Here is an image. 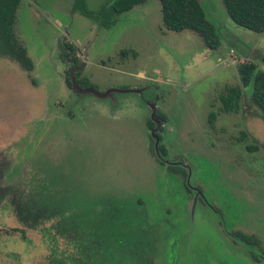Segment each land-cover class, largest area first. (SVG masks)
<instances>
[{
	"label": "rangeland",
	"instance_id": "obj_1",
	"mask_svg": "<svg viewBox=\"0 0 264 264\" xmlns=\"http://www.w3.org/2000/svg\"><path fill=\"white\" fill-rule=\"evenodd\" d=\"M200 1L218 49L167 29L160 0L110 28L74 0L22 1L35 68L0 56V264H264V119L238 70H264V32ZM75 58L109 96L74 92Z\"/></svg>",
	"mask_w": 264,
	"mask_h": 264
},
{
	"label": "trees",
	"instance_id": "obj_2",
	"mask_svg": "<svg viewBox=\"0 0 264 264\" xmlns=\"http://www.w3.org/2000/svg\"><path fill=\"white\" fill-rule=\"evenodd\" d=\"M22 1L0 0V56L10 57L17 61L23 69L31 72L35 68L34 60L16 32L17 13ZM147 1L149 0H111L106 6L95 12L89 10L87 0H74L73 11H79L81 14L96 20L103 27L110 28L116 23L118 15ZM160 2L164 25L167 29L177 32L189 29L202 37L209 48L218 49L221 46L216 26L207 17L206 10L200 0H160ZM223 2L228 15L237 25L252 31L264 32V0H223ZM62 48L63 60L69 59L70 52L74 50V45L67 42ZM73 65L79 67L82 64L75 58ZM238 70L243 86L252 85V99L261 109L264 119V70L259 69L255 62L242 63ZM79 76L80 72L78 71L75 73V77L81 88L93 86L89 84L83 86L82 83L85 80ZM67 82L73 89L71 77L67 78ZM74 92L76 91L74 90ZM242 93L240 88H231L228 95H222L221 99L225 111L239 110ZM214 115L213 113L212 116ZM148 125L150 129H154L155 122L150 120ZM158 136L162 138L160 134ZM160 148L164 154L167 153L164 145H161ZM238 235L243 240L247 238V241L252 238L242 233Z\"/></svg>",
	"mask_w": 264,
	"mask_h": 264
},
{
	"label": "water",
	"instance_id": "obj_3",
	"mask_svg": "<svg viewBox=\"0 0 264 264\" xmlns=\"http://www.w3.org/2000/svg\"><path fill=\"white\" fill-rule=\"evenodd\" d=\"M83 67H84V64H82L80 67L73 70L70 74L73 89L79 94L92 93V94H95L96 96L101 97V98L109 96L111 94L112 90L107 91V92H100L99 90H97L96 88H93V87L81 88L78 85V82H77L76 77H75V72L81 70Z\"/></svg>",
	"mask_w": 264,
	"mask_h": 264
}]
</instances>
